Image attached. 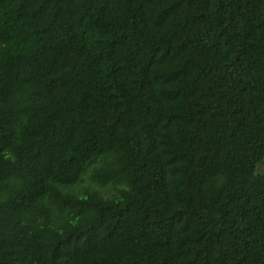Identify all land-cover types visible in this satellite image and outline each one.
Returning <instances> with one entry per match:
<instances>
[{
  "label": "trees",
  "instance_id": "1",
  "mask_svg": "<svg viewBox=\"0 0 264 264\" xmlns=\"http://www.w3.org/2000/svg\"><path fill=\"white\" fill-rule=\"evenodd\" d=\"M0 264H264V0H0Z\"/></svg>",
  "mask_w": 264,
  "mask_h": 264
}]
</instances>
